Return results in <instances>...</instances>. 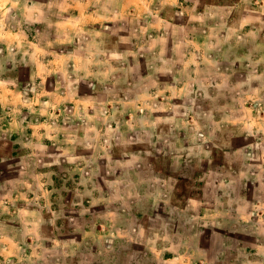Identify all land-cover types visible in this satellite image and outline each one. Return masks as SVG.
I'll return each instance as SVG.
<instances>
[{"label": "clouds", "instance_id": "obj_1", "mask_svg": "<svg viewBox=\"0 0 264 264\" xmlns=\"http://www.w3.org/2000/svg\"><path fill=\"white\" fill-rule=\"evenodd\" d=\"M0 264H264V0H0Z\"/></svg>", "mask_w": 264, "mask_h": 264}, {"label": "crops", "instance_id": "obj_2", "mask_svg": "<svg viewBox=\"0 0 264 264\" xmlns=\"http://www.w3.org/2000/svg\"><path fill=\"white\" fill-rule=\"evenodd\" d=\"M57 183H59V182H57Z\"/></svg>", "mask_w": 264, "mask_h": 264}]
</instances>
